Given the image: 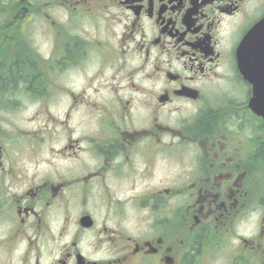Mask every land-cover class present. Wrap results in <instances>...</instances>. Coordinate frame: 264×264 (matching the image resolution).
Segmentation results:
<instances>
[{
  "label": "flooded vegetation",
  "instance_id": "flooded-vegetation-1",
  "mask_svg": "<svg viewBox=\"0 0 264 264\" xmlns=\"http://www.w3.org/2000/svg\"><path fill=\"white\" fill-rule=\"evenodd\" d=\"M45 7L43 69L26 46ZM263 19L264 0H0V81L11 64L39 70L22 65L17 91L0 83V111L44 99L51 69L81 80L52 87L67 99L65 171L20 162L8 145L33 133L0 128V264H264V123L236 67Z\"/></svg>",
  "mask_w": 264,
  "mask_h": 264
},
{
  "label": "rangeland",
  "instance_id": "rangeland-1",
  "mask_svg": "<svg viewBox=\"0 0 264 264\" xmlns=\"http://www.w3.org/2000/svg\"><path fill=\"white\" fill-rule=\"evenodd\" d=\"M52 1L53 0H51L50 2ZM44 2L48 1L44 0ZM56 12L57 10L53 12V9L47 10L45 7L44 13L50 14V20L45 22L43 21L38 26H32L27 33V39L28 41L30 40L33 43V48L38 49L39 43L41 44L39 52L42 56H48L49 50L51 49V45L53 43V32L50 23ZM49 44L50 46H48ZM74 70L75 69L66 71L68 72L67 74L66 72L61 73L59 78H57L52 74L53 71L51 69V72L49 71V73L43 74V88L46 94L44 99L21 98L17 101V105L14 101H12L11 112L0 113V121L2 125L6 127L4 128V130L7 132V134L8 132L13 133L14 128H18L21 130L30 131V134L31 132H35L36 136L41 141V144L39 145L41 149L38 153L29 152L27 140L12 139L11 143L8 145V149L11 151V153L9 154L15 156L16 159L20 160V162H33V157L36 156V153L43 162H55V160L62 155L58 154L57 152L59 148H62L65 141L63 137H61V135H58V133H61L62 136L65 133L60 132L58 128H55V126L57 125L58 120H60L62 123H68L65 117L67 110L65 103H67V99L63 95L54 93L52 87L54 86L53 82H55L56 80L60 83L61 86H68L71 83H75L77 86H80L81 80L78 77L79 73L78 75H76V73L73 72ZM230 91L234 93H240V90L238 88H233V86H231ZM57 101L61 102L56 105ZM0 138L1 143L3 144V135L1 133ZM57 163L59 164L60 171H65V169L67 168V163L62 160L59 161L58 159ZM44 167L45 164H42L41 167H34L31 164H26L25 173H33L40 169L43 170ZM259 167L261 169H264V165H259ZM262 184H264V181H260L259 179H257L253 186V193L255 197H259L263 200L264 205V194H256L257 187ZM251 221L252 227H254L256 221L255 214L252 215Z\"/></svg>",
  "mask_w": 264,
  "mask_h": 264
},
{
  "label": "water",
  "instance_id": "water-1",
  "mask_svg": "<svg viewBox=\"0 0 264 264\" xmlns=\"http://www.w3.org/2000/svg\"><path fill=\"white\" fill-rule=\"evenodd\" d=\"M257 32L247 37L238 52V68L243 78L252 85L253 97L249 107L264 120V24Z\"/></svg>",
  "mask_w": 264,
  "mask_h": 264
},
{
  "label": "trees",
  "instance_id": "trees-1",
  "mask_svg": "<svg viewBox=\"0 0 264 264\" xmlns=\"http://www.w3.org/2000/svg\"><path fill=\"white\" fill-rule=\"evenodd\" d=\"M28 66H29V64H28ZM20 72H21V69L17 73H12V72L7 73L5 78H3V76H2V80L0 81L1 85L2 86L5 85V86H9V87L11 86L13 88V90L15 87L16 91L18 90V88L20 86H25V85L27 86V84L25 82L20 80V78L22 76V74H20ZM26 72H27V67H24L23 68V75L26 76ZM262 150L264 151V146H262Z\"/></svg>",
  "mask_w": 264,
  "mask_h": 264
},
{
  "label": "bare ground",
  "instance_id": "bare-ground-1",
  "mask_svg": "<svg viewBox=\"0 0 264 264\" xmlns=\"http://www.w3.org/2000/svg\"><path fill=\"white\" fill-rule=\"evenodd\" d=\"M6 58V57H5ZM11 87V86H10Z\"/></svg>",
  "mask_w": 264,
  "mask_h": 264
}]
</instances>
